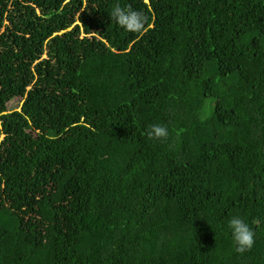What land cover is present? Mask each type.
<instances>
[{"label":"trees","instance_id":"obj_1","mask_svg":"<svg viewBox=\"0 0 264 264\" xmlns=\"http://www.w3.org/2000/svg\"><path fill=\"white\" fill-rule=\"evenodd\" d=\"M116 2L0 0V264H264V0Z\"/></svg>","mask_w":264,"mask_h":264},{"label":"clouds","instance_id":"obj_2","mask_svg":"<svg viewBox=\"0 0 264 264\" xmlns=\"http://www.w3.org/2000/svg\"><path fill=\"white\" fill-rule=\"evenodd\" d=\"M108 16L124 32L140 33L148 23L145 14L131 7L122 6L119 0L113 4ZM20 110V109H19ZM145 135L149 140L166 142L170 132L163 123H153L147 127ZM230 230L231 239L235 245V251L244 254L251 251L255 242V233L245 218L239 214L232 216L227 224Z\"/></svg>","mask_w":264,"mask_h":264},{"label":"rangeland","instance_id":"obj_3","mask_svg":"<svg viewBox=\"0 0 264 264\" xmlns=\"http://www.w3.org/2000/svg\"><path fill=\"white\" fill-rule=\"evenodd\" d=\"M21 104H22V100L21 99H19V98H15V99H13L12 101H10L9 103H8V110L9 111H13V110H19V107L21 106Z\"/></svg>","mask_w":264,"mask_h":264}]
</instances>
